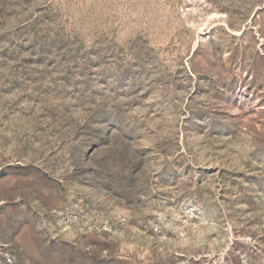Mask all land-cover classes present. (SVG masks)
<instances>
[{"label": "rangeland", "instance_id": "obj_1", "mask_svg": "<svg viewBox=\"0 0 264 264\" xmlns=\"http://www.w3.org/2000/svg\"><path fill=\"white\" fill-rule=\"evenodd\" d=\"M0 264H264V0H0Z\"/></svg>", "mask_w": 264, "mask_h": 264}]
</instances>
